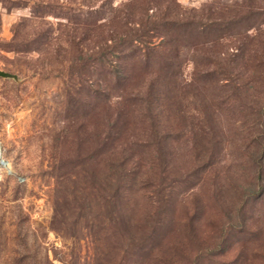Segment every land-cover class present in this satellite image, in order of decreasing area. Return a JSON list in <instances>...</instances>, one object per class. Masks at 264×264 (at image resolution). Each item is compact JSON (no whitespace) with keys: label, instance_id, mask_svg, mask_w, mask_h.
Segmentation results:
<instances>
[{"label":"rangeland","instance_id":"rangeland-1","mask_svg":"<svg viewBox=\"0 0 264 264\" xmlns=\"http://www.w3.org/2000/svg\"><path fill=\"white\" fill-rule=\"evenodd\" d=\"M201 14L238 22L204 48L197 43L209 36L184 41L181 85L195 64L206 70L207 54L219 62L210 67L233 70L169 101L165 165L148 124L131 123L141 170L122 202L127 225L111 221L84 160L85 122L92 113L96 130L101 104L69 68L70 40L94 24L141 28L159 15ZM160 40L146 38L147 51ZM0 71L16 76H0V264H264V146L254 140L264 143V0H0ZM160 220L169 231L155 248L132 246Z\"/></svg>","mask_w":264,"mask_h":264},{"label":"trees","instance_id":"trees-1","mask_svg":"<svg viewBox=\"0 0 264 264\" xmlns=\"http://www.w3.org/2000/svg\"><path fill=\"white\" fill-rule=\"evenodd\" d=\"M146 8L144 10L147 12ZM159 16V22L152 21L148 27L147 24H142L141 28H128L124 25L117 29L109 24L96 26L94 24L93 27L83 28L84 36L82 34L78 39L72 37L70 40L76 49V54L69 68L77 72L86 83L88 94L93 96V99L87 98L94 101L96 99L101 104V109L96 111L101 117L96 130L91 128L92 113H89L85 122L84 143L89 145L91 151H88L84 160L87 163V175L91 182L96 183L103 191L104 206L111 221L118 220L119 216L123 220L122 217L126 215L122 213L126 202L123 204L122 202L126 199L127 191L136 184V178L141 170L134 166L137 165V156L126 133L131 123L138 119L141 124L145 123V127L148 124L157 158L165 165L169 159V146L173 135L163 128L161 116L166 108L171 107L169 101H175L177 91L198 87L199 83L208 79L218 82L220 80L218 74L224 75L233 70L228 64L222 69L210 67L219 62L214 61L210 54H207L204 56L206 70L196 71L195 64V76L193 75L191 81L183 86L178 68L181 64L179 54L188 37L194 35L202 39L209 36V40L198 41L197 45L203 48L205 45L227 39L228 31L238 22L236 18L223 21L209 20V15L206 17L203 14L181 18ZM147 35L149 38L161 37L158 46L150 47L149 51H147ZM83 39L89 40L87 47L80 45ZM243 54L241 51V55ZM237 57L242 61L243 57L240 55ZM147 68L151 69L148 74ZM139 70L143 73L140 82L134 80ZM93 108L92 104L90 112ZM262 117L264 115L259 114L260 121ZM258 137L254 140L258 142L259 147L264 146ZM211 148L210 145L206 147V154H211ZM205 164L204 161L202 165ZM96 165H100V168L97 169ZM126 220L127 218L123 220L125 225H127ZM167 222L160 220L158 224L155 223V228L151 229L153 234L150 233L148 241L146 237L135 242L132 237L130 243L140 248L144 244L146 249L148 243L155 248L157 241L169 231ZM187 225L191 237L196 241L195 222L189 221ZM224 235L225 232H221L218 247L222 248L227 244L225 238L227 236ZM221 250L224 251V248Z\"/></svg>","mask_w":264,"mask_h":264},{"label":"water","instance_id":"water-1","mask_svg":"<svg viewBox=\"0 0 264 264\" xmlns=\"http://www.w3.org/2000/svg\"><path fill=\"white\" fill-rule=\"evenodd\" d=\"M0 76L2 77H11V78H16L15 75L9 73V72H4V71H0Z\"/></svg>","mask_w":264,"mask_h":264}]
</instances>
